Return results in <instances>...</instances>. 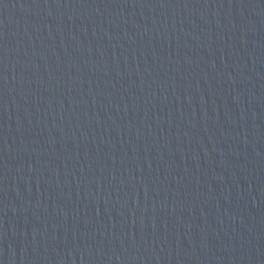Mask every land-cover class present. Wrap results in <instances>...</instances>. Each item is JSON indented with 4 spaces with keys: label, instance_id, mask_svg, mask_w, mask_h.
<instances>
[{
    "label": "water",
    "instance_id": "95a60500",
    "mask_svg": "<svg viewBox=\"0 0 264 264\" xmlns=\"http://www.w3.org/2000/svg\"><path fill=\"white\" fill-rule=\"evenodd\" d=\"M0 264H264V0H0Z\"/></svg>",
    "mask_w": 264,
    "mask_h": 264
}]
</instances>
